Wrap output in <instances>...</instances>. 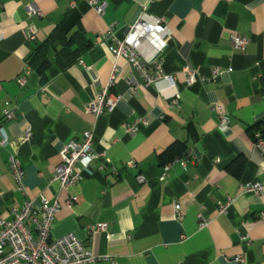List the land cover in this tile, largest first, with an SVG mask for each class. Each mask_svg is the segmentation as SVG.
Wrapping results in <instances>:
<instances>
[{
	"label": "crops",
	"instance_id": "crops-1",
	"mask_svg": "<svg viewBox=\"0 0 264 264\" xmlns=\"http://www.w3.org/2000/svg\"><path fill=\"white\" fill-rule=\"evenodd\" d=\"M89 1L0 0V125L9 135L0 146V218L25 199L8 169L15 153L27 197L58 201L50 238L72 232L97 257L89 264H264V194L243 187L264 180L252 134L264 128V0H102L101 16ZM29 3L41 14L29 16ZM141 8L170 30L158 60L175 78L179 106L164 80L144 86L119 58L109 89L116 106L94 116L86 106L114 64L108 28L116 24L122 38ZM234 33L248 38L244 51L233 47ZM215 104L227 112L226 130ZM7 107L10 120L1 115ZM138 118L147 123L128 130ZM85 130L98 155L76 185L62 188L51 180L59 150ZM199 214L208 219L202 227ZM96 223L107 230L90 235Z\"/></svg>",
	"mask_w": 264,
	"mask_h": 264
},
{
	"label": "built area",
	"instance_id": "built-area-1",
	"mask_svg": "<svg viewBox=\"0 0 264 264\" xmlns=\"http://www.w3.org/2000/svg\"><path fill=\"white\" fill-rule=\"evenodd\" d=\"M98 15H103L106 2L102 0H90ZM29 16L40 15L41 11L34 3L25 6ZM163 18L147 19L145 8H141L134 20L126 25V31L122 38L115 35L116 24L108 28L109 45L108 49L114 58L113 68L108 83L100 92L87 104L86 111L94 116L110 113L114 110L118 96L110 92L118 71L116 60L119 58L125 61L141 77L142 84L149 86L158 80H164L168 87L173 89L169 95L172 107L179 106L180 95L176 88V81L173 75L164 73L161 63L158 60L160 54L167 45L170 30L165 25ZM30 39L36 35L34 25L27 27ZM248 38L244 35L232 34L231 42L235 49L244 51L248 44ZM79 63H83L79 60ZM184 81L193 82L196 78L193 70L185 69ZM23 83L24 78L18 79ZM218 117V127L226 130L229 118L226 110L220 104L213 106ZM5 120L14 116V107L4 108L1 112ZM145 118H138L128 125V130L135 131L140 124H146ZM24 136H29L25 130ZM93 135L91 130H85L80 139H70L59 150L60 162L54 169L51 180L56 181L62 188L76 185L81 174L86 170L90 162L97 157V152L92 148ZM9 143V135L3 126L0 125V146ZM255 146L264 154V133H254ZM129 166L136 167L135 162L130 161ZM170 164L164 167L168 171ZM8 169L13 177L15 186L25 196L20 203H14L11 209V218H0V264H89L95 262L97 257L85 248L83 242L72 232H68L56 238H50V229L53 223L54 214L59 209L57 200L48 201L43 195L39 198L38 205L35 200L27 197L24 185V170L15 153L8 155ZM165 174V173H164ZM139 181H143L141 175H137ZM247 191L253 194H264V180L249 181L243 184ZM75 200L71 197L69 204ZM227 204L220 207L222 211ZM199 226L207 224L208 219L201 214ZM264 219V212L259 215ZM88 233L95 234L100 230H107V223H96L88 226Z\"/></svg>",
	"mask_w": 264,
	"mask_h": 264
},
{
	"label": "trees",
	"instance_id": "trees-1",
	"mask_svg": "<svg viewBox=\"0 0 264 264\" xmlns=\"http://www.w3.org/2000/svg\"><path fill=\"white\" fill-rule=\"evenodd\" d=\"M73 58H70L69 56V62L72 60ZM42 65H44V63L42 62H39L37 64H35V67L37 68L38 71H41L43 68H42ZM260 131L261 133H264V128H261L260 126H257L255 128L252 129V134H253V138H254V133L255 131Z\"/></svg>",
	"mask_w": 264,
	"mask_h": 264
}]
</instances>
